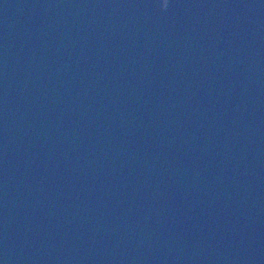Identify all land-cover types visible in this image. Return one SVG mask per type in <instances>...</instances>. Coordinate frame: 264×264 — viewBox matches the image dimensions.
I'll return each instance as SVG.
<instances>
[{
    "label": "water",
    "instance_id": "obj_1",
    "mask_svg": "<svg viewBox=\"0 0 264 264\" xmlns=\"http://www.w3.org/2000/svg\"><path fill=\"white\" fill-rule=\"evenodd\" d=\"M0 264H264V0H0Z\"/></svg>",
    "mask_w": 264,
    "mask_h": 264
},
{
    "label": "clouds",
    "instance_id": "obj_2",
    "mask_svg": "<svg viewBox=\"0 0 264 264\" xmlns=\"http://www.w3.org/2000/svg\"><path fill=\"white\" fill-rule=\"evenodd\" d=\"M165 7H167V5H165Z\"/></svg>",
    "mask_w": 264,
    "mask_h": 264
}]
</instances>
